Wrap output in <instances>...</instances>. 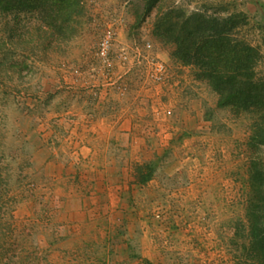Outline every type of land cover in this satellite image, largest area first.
Returning a JSON list of instances; mask_svg holds the SVG:
<instances>
[{"label":"rangeland","instance_id":"374dc122","mask_svg":"<svg viewBox=\"0 0 264 264\" xmlns=\"http://www.w3.org/2000/svg\"><path fill=\"white\" fill-rule=\"evenodd\" d=\"M168 8L221 17L244 12L249 25L238 36L259 44L264 56V0H158L148 13L145 0H83L82 13L62 30L48 25L37 10L0 11V264L255 260L251 223L255 213L264 222V144L254 146L251 139L260 120L251 112L218 107L206 82L196 79L184 91L185 108L198 111L190 134L164 142L113 139L120 152L116 161L99 162L97 171L86 159L84 174L77 156L64 154L81 139L89 145L86 132L65 118L64 76L78 84L96 75L120 99L129 90L125 71L116 66L107 75L96 55L107 24L116 31L114 50L129 49L133 65L127 74L135 71L139 87L152 95L173 78L180 79L176 86L183 83L172 63H179L172 55L175 45L150 37L159 13ZM136 47L167 64L165 83L147 78L146 60L137 63ZM165 49L172 61L158 56ZM155 99L147 102L145 130L150 132L158 122H177L187 110L181 107L184 112L174 116ZM167 109L169 116L163 113ZM113 170L118 178L104 180L106 185L96 179L97 172Z\"/></svg>","mask_w":264,"mask_h":264},{"label":"trees","instance_id":"16d2710c","mask_svg":"<svg viewBox=\"0 0 264 264\" xmlns=\"http://www.w3.org/2000/svg\"><path fill=\"white\" fill-rule=\"evenodd\" d=\"M158 0H145V13ZM83 0H0L1 12L37 10L48 25H63L82 13ZM249 25L244 12L218 16L207 10L188 12L168 8L159 13L153 35L175 45L173 58L195 69V79L206 82L217 94L218 107H231L235 113L251 112L259 117L252 145L264 144V68L262 47L238 36ZM7 203V202H6ZM2 210V208H1ZM250 264H264V222L256 213L251 223Z\"/></svg>","mask_w":264,"mask_h":264},{"label":"crops","instance_id":"0c3cea01","mask_svg":"<svg viewBox=\"0 0 264 264\" xmlns=\"http://www.w3.org/2000/svg\"><path fill=\"white\" fill-rule=\"evenodd\" d=\"M153 29V28H152ZM151 40L154 41L156 38L151 31ZM159 57L164 58L166 61H172L170 51L166 50L157 53ZM87 59V58H86ZM90 63V62H89ZM175 69L182 76L181 85L176 86L180 81L176 82V78H173L169 87H155V93H151V89H146L144 85H139L134 81L136 77L135 71L126 73L125 80L129 84V90L126 96L122 99L116 94V90L111 85H106L103 80L98 79V76H94L82 79V83H74L72 77L64 76V89L66 92L67 102V113L65 118L69 123L77 124L81 131L86 132L83 137H88L89 145L81 141L78 146L69 147L65 149L64 154L71 156H77L78 168L84 174L86 159L94 161V169H98L99 162L101 164H112L116 161V155L119 148L114 145L113 139H126V140H138L139 138H158L160 142H164V139H175L185 134H190L191 124L195 123L198 118V111L190 109L191 107L185 108L183 105V95L186 94L185 89L189 84L197 83L193 75V67L182 65L181 63L173 62ZM90 65H93L92 63ZM86 65V69L90 67ZM90 74V72H89ZM91 76V75H90ZM176 80V81H175ZM187 85V86H186ZM76 93V95H75ZM162 94V95H161ZM156 97V103L163 105L164 108H170L173 110L174 116L178 115L179 110L182 108V113L185 110L187 113L180 119L175 121V118L164 122H158L156 129L153 132L145 130L147 126L146 117L147 108L149 109L148 99L149 97ZM160 96V97H159ZM162 98V99H161ZM160 100V101H159ZM77 107V112L74 113L73 109ZM182 107V108H181ZM119 108V109H117ZM152 108V107H150ZM181 112V111H180ZM179 123H185L189 126H184L181 129ZM105 141V142H103ZM88 143V141H87ZM133 149V143H131ZM63 154V150H61ZM134 154L135 151L131 150ZM148 154V152H146ZM110 170V168L105 169ZM104 169L100 171L104 172ZM79 171V172H80ZM99 171V172H100ZM115 174H103L99 175L97 172L96 179L99 180L101 185L105 184L104 180L118 178L117 171L113 170ZM87 178L86 176L84 179ZM97 180V181H98ZM116 182H111V185ZM106 185V184H105ZM105 191H101L103 194ZM107 196H114L113 194H106ZM112 200V199H111Z\"/></svg>","mask_w":264,"mask_h":264},{"label":"built area","instance_id":"2783aa9c","mask_svg":"<svg viewBox=\"0 0 264 264\" xmlns=\"http://www.w3.org/2000/svg\"><path fill=\"white\" fill-rule=\"evenodd\" d=\"M115 39L116 31L112 23L107 24L103 35L98 41L96 55L105 68L107 75H110L114 71L115 67L118 66L123 69L125 73L132 69L133 62L131 60V53L127 47H120L119 50L115 51ZM147 48H150V44H146ZM135 54L137 55V63H141L146 60L147 70L146 76L148 79L158 83H165L169 77L170 72L167 64L157 57L145 56L143 52L136 47ZM135 63V62H134ZM132 64V65H131ZM121 92L125 89L119 85ZM163 113L171 115V110H164Z\"/></svg>","mask_w":264,"mask_h":264}]
</instances>
